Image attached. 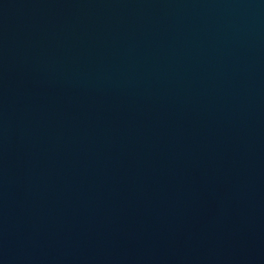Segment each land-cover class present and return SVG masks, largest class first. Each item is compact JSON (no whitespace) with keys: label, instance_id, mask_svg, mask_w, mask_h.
Segmentation results:
<instances>
[{"label":"water","instance_id":"1","mask_svg":"<svg viewBox=\"0 0 264 264\" xmlns=\"http://www.w3.org/2000/svg\"><path fill=\"white\" fill-rule=\"evenodd\" d=\"M0 264H264V0H0Z\"/></svg>","mask_w":264,"mask_h":264}]
</instances>
